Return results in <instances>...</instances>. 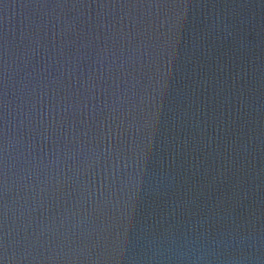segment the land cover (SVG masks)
<instances>
[{"label":"water","instance_id":"obj_1","mask_svg":"<svg viewBox=\"0 0 264 264\" xmlns=\"http://www.w3.org/2000/svg\"><path fill=\"white\" fill-rule=\"evenodd\" d=\"M0 264H264V0H0Z\"/></svg>","mask_w":264,"mask_h":264}]
</instances>
